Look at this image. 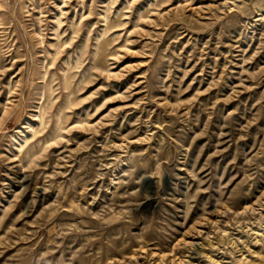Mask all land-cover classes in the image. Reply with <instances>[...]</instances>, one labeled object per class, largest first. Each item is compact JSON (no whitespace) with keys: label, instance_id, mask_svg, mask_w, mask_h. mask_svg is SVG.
I'll list each match as a JSON object with an SVG mask.
<instances>
[{"label":"rangeland","instance_id":"rangeland-1","mask_svg":"<svg viewBox=\"0 0 264 264\" xmlns=\"http://www.w3.org/2000/svg\"><path fill=\"white\" fill-rule=\"evenodd\" d=\"M0 264H264V0H0Z\"/></svg>","mask_w":264,"mask_h":264}]
</instances>
